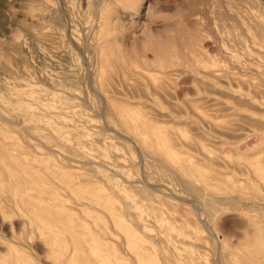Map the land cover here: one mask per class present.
Returning a JSON list of instances; mask_svg holds the SVG:
<instances>
[{"label":"rangeland","instance_id":"obj_1","mask_svg":"<svg viewBox=\"0 0 264 264\" xmlns=\"http://www.w3.org/2000/svg\"><path fill=\"white\" fill-rule=\"evenodd\" d=\"M0 144L58 202L0 264H264V0H0Z\"/></svg>","mask_w":264,"mask_h":264},{"label":"bare ground","instance_id":"obj_2","mask_svg":"<svg viewBox=\"0 0 264 264\" xmlns=\"http://www.w3.org/2000/svg\"><path fill=\"white\" fill-rule=\"evenodd\" d=\"M64 1V0H62ZM199 1V0H197ZM136 2V1H135ZM202 2V1H201ZM129 3V2H128ZM198 3V2H197ZM63 10V9H62ZM41 32V31H40ZM47 33V32H46ZM33 35V34H32ZM31 35V36H32ZM36 36V35H34ZM33 37V36H32ZM43 37V36H42ZM33 37V40H36ZM40 38V37H39ZM70 42V41H69ZM37 47V46H36ZM22 48V47H21ZM31 49V48H30ZM67 49V48H66ZM37 50V49H36ZM27 51V50H26ZM40 51V50H39ZM65 52H63L64 54ZM35 55V54H34ZM63 56V55H62ZM114 56V55H113ZM43 57V56H42ZM57 57V56H56ZM66 57V56H65ZM64 56L62 58H65ZM161 57V56H160ZM156 58V57H155ZM67 59V58H66ZM110 59V58H109ZM167 59V58H166ZM101 60V59H100ZM114 60V59H113ZM102 62V61H101ZM54 63V61L52 62ZM174 63V62H173ZM108 65V64H107ZM63 66V65H62ZM118 65H116L117 67ZM154 66V65H153ZM65 67V66H64ZM66 68V67H65ZM204 73V72H203ZM90 74V73H89ZM98 75V74H97ZM144 75V74H143ZM106 77V76H105ZM61 78V77H60ZM62 79V78H61ZM107 79V78H106ZM65 80V79H64ZM100 82V81H99ZM108 82V80H107ZM152 82V81H151ZM158 82V81H157ZM168 83V82H167ZM104 84V83H103ZM102 84V85H103ZM150 84V83H149ZM50 85V84H49ZM99 85V84H98ZM155 85H157L155 81ZM105 86V85H104ZM103 86V87H104ZM151 86V85H150ZM153 86V84H152ZM163 86V85H162ZM159 87H161L159 85ZM152 90V89H151ZM37 91V90H36ZM62 91V90H60ZM96 93V92H94ZM101 93V92H100ZM60 94V93H59ZM180 94V93H179ZM41 95V94H40ZM81 96V95H80ZM54 97V96H53ZM108 99V98H107ZM120 101V100H119ZM123 101V100H122ZM113 102V101H112ZM170 103V102H169ZM66 104V103H65ZM103 104V103H102ZM123 104V103H122ZM139 105V104H138ZM169 105V104H168ZM111 106V105H110ZM113 106V104H112ZM126 106V105H125ZM140 106V105H139ZM197 106V104H196ZM115 107V106H114ZM113 107V108H114ZM172 106H170L171 108ZM143 108V107H142ZM147 108V107H146ZM193 108V107H192ZM118 109V108H117ZM72 111V109H70ZM69 110V111H70ZM103 110V109H102ZM119 110V109H118ZM146 110V109H145ZM33 111V110H32ZM125 111V109H124ZM148 111V110H147ZM153 111V110H152ZM176 111V110H175ZM62 112V111H61ZM64 112V110H63ZM74 112V111H73ZM126 112V111H125ZM154 112V111H153ZM70 112H68L69 114ZM156 114V113H155ZM158 114V113H157ZM184 114V113H183ZM164 116V115H163ZM60 118V117H59ZM64 119V118H63ZM54 120V119H53ZM85 120V119H84ZM125 120H127L125 118ZM7 121V120H6ZM15 121V120H14ZM21 121V120H20ZM64 121V120H63ZM135 122V121H134ZM121 123V122H120ZM153 124V123H152ZM173 124V122H172ZM175 124V123H174ZM183 124V123H182ZM71 125V124H70ZM123 125V124H122ZM148 125V124H147ZM125 126V125H124ZM155 126V125H153ZM21 127V126H20ZM130 127V126H129ZM55 129V128H54ZM106 129V128H105ZM104 129V130H105ZM108 129V128H107ZM72 131V130H71ZM76 131V130H75ZM80 131V130H78ZM99 131V130H97ZM113 131V130H112ZM169 131V130H168ZM26 132V131H25ZM74 133V131H72ZM77 132V131H76ZM75 132V133H76ZM61 133V131H60ZM79 133V132H77ZM81 134V133H79ZM72 135V134H71ZM114 135V134H113ZM112 135V136H113ZM71 137V136H70ZM123 137V136H122ZM32 138V136H31ZM126 138V136H125ZM152 138V137H151ZM128 139V138H126ZM125 139V140H126ZM2 140V139H1ZM132 140V139H131ZM173 141V140H172ZM78 142V141H77ZM84 142V141H83ZM82 144V142H80ZM79 144V146L81 145ZM134 144V143H133ZM10 145V144H9ZM39 145V144H38ZM86 145V144H85ZM9 148V147H8ZM136 148V147H135ZM12 149V148H11ZM14 149V148H13ZM51 149V148H50ZM27 151V150H24ZM57 151V150H55ZM56 153V152H55ZM60 153V152H59ZM137 153H139L137 151ZM136 153V154H137ZM30 155V153H28ZM62 154V153H61ZM97 154V153H96ZM122 154V153H121ZM57 155V154H56ZM140 155V154H138ZM31 156V155H30ZM99 157V156H98ZM0 158H2L3 162L7 165V167L11 170H6L5 172V180H6V189H3L0 193V216L2 220L0 221V231L3 232L4 237L2 239L1 245L7 247L10 250H16L18 246L23 245L22 239L25 230L28 228L35 235L39 237H45L49 242L50 251L55 250L56 246V222H57V198L56 191L52 184V182H48L46 186L40 185L38 180L33 178V173L29 170L26 171L22 169V166L19 164H15L10 161L8 154L6 153L4 146L0 144ZM31 158V157H30ZM33 158V157H32ZM141 159V158H140ZM68 160V159H67ZM79 160V159H78ZM110 160V159H109ZM71 161V159H70ZM75 161V160H73ZM81 161V160H80ZM128 161V160H127ZM77 162V161H76ZM90 162V161H89ZM88 163V162H87ZM93 163V162H92ZM96 163V162H94ZM99 163V162H97ZM107 163V162H106ZM126 163V161H125ZM85 164V163H83ZM91 164V163H90ZM35 165V164H34ZM103 165V164H102ZM186 165V164H185ZM5 167V168H7ZM106 167V166H105ZM44 168V167H42ZM109 169V168H108ZM5 171V170H3ZM141 171V170H140ZM211 172V171H210ZM3 173V172H2ZM60 173V172H59ZM58 173V174H59ZM73 173V172H72ZM76 173V172H75ZM74 173V174H75ZM79 174V172H78ZM77 174V175H78ZM85 174V173H84ZM147 174V173H146ZM227 174V173H226ZM253 174V173H252ZM73 175V174H72ZM89 175V174H88ZM117 175V174H116ZM122 175V174H121ZM120 175V176H121ZM213 175V174H212ZM215 175V174H214ZM79 176V175H78ZM77 176V177H78ZM85 176V175H84ZM126 176V175H125ZM217 176V175H216ZM2 177V176H1ZM81 177V176H80ZM79 177V178H80ZM78 178V179H79ZM90 178V177H89ZM96 178V177H95ZM114 178V177H113ZM124 178V177H123ZM83 179V178H82ZM86 178L84 177V180ZM94 179V178H93ZM58 180V179H57ZM81 180V179H80ZM97 180V179H96ZM126 180V179H124ZM123 180V181H124ZM132 180V179H131ZM130 180V181H131ZM136 180V179H135ZM144 180V179H143ZM214 180V179H213ZM235 180V179H234ZM54 181V180H53ZM94 181V180H93ZM140 181V180H139ZM95 182V181H94ZM100 182V181H99ZM144 182V181H143ZM141 182V183H143ZM227 182V181H226ZM111 183V182H110ZM132 183V181H131ZM140 183V182H139ZM146 183V182H145ZM233 183V182H232ZM231 184V183H230ZM229 184V185H230ZM60 185V184H59ZM132 185V184H131ZM150 185V184H148ZM147 185V186H148ZM159 185V184H158ZM113 186V185H112ZM183 186V185H182ZM202 186V185H201ZM236 186V185H235ZM151 187V186H148ZM155 187V186H153ZM152 187V188H153ZM68 192V190H67ZM171 194V193H170ZM173 194V193H172ZM101 195V194H100ZM103 195V194H102ZM105 195V194H104ZM141 196V195H140ZM144 196V195H142ZM167 196V195H166ZM173 196V195H172ZM235 196V195H234ZM73 197V196H72ZM115 197V196H113ZM155 198V197H154ZM178 198V197H177ZM235 198V197H234ZM243 198V197H242ZM146 199V198H145ZM162 199V198H161ZM195 199V198H194ZM240 199V198H239ZM128 200V199H127ZM181 200V199H179ZM186 200V199H185ZM183 201V200H182ZM191 201V200H190ZM193 201V200H192ZM242 201V200H241ZM187 202V201H185ZM196 203V201H194ZM145 203V202H144ZM74 204V203H73ZM146 204V203H145ZM192 204V202H191ZM246 204V203H245ZM76 205V204H75ZM73 205V208L76 206ZM134 205V204H133ZM92 206V205H91ZM117 206V205H116ZM71 207V206H70ZM232 207V206H231ZM197 208V207H196ZM136 209V208H135ZM116 210V209H115ZM180 210V209H179ZM202 211V210H200ZM159 213V212H158ZM80 214V213H79ZM204 214V213H203ZM149 215V214H148ZM147 215V216H148ZM136 218V216H135ZM156 218V216H155ZM158 218V216H157ZM205 218V216H204ZM4 219H7L9 222L8 228L4 227L5 222ZM163 219H161L162 221ZM189 220V219H188ZM198 221V220H197ZM157 222V221H156ZM110 223V222H109ZM206 224L204 221L199 222ZM202 224V225H203ZM111 225V224H110ZM190 225V224H189ZM145 227V226H143ZM203 227V226H202ZM207 227V226H206ZM195 228L193 227V230ZM205 229V228H204ZM212 229V228H211ZM186 231V230H185ZM205 231V230H204ZM207 231V230H206ZM210 231V229H209ZM0 232V233H1ZM190 232V231H189ZM206 233V232H205ZM31 235V233H29ZM33 234V233H32ZM129 234V233H128ZM190 234V233H189ZM213 234V233H212ZM211 234V236H213ZM243 234V233H242ZM33 235V236H35ZM3 236V235H0ZM26 236V235H25ZM235 236V235H234ZM24 237V238H22ZM214 237V236H213ZM34 238V237H33ZM32 238V239H33ZM216 239V238H215ZM34 240V239H33ZM38 240V239H37ZM216 241V240H215ZM35 242V241H33ZM47 242V243H48ZM204 242V241H203ZM27 243V242H26ZM99 243V241H98ZM194 243V242H193ZM31 243H29L30 245ZM33 244V243H32ZM31 244V245H32ZM39 245V243H37ZM161 244V243H160ZM202 244V243H201ZM30 245V246H31ZM102 245V243H101ZM184 245V244H183ZM217 245V244H216ZM48 246V245H47ZM185 246V245H184ZM203 246V245H202ZM147 247V246H146ZM170 247V246H169ZM28 248V247H27ZM216 248H218L216 246ZM3 249V248H2ZM36 249H38L36 247ZM40 250V249H39ZM1 251V250H0ZM48 252V250L46 249ZM188 251V250H187ZM38 252V251H37ZM46 252V253H47ZM213 252V251H212ZM217 252V250H216ZM40 253V252H39ZM8 254V253H7ZM50 254V253H47ZM216 254V253H215ZM217 255V254H216ZM103 257V255H101ZM181 256V255H180ZM16 257V264H25L22 257ZM216 257V256H215ZM188 258V257H187ZM3 259V258H2ZM103 259V258H102ZM214 259V258H212ZM116 260V259H115ZM216 260V259H215ZM6 261V260H5ZM42 263V262H41Z\"/></svg>","mask_w":264,"mask_h":264}]
</instances>
